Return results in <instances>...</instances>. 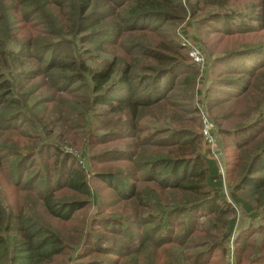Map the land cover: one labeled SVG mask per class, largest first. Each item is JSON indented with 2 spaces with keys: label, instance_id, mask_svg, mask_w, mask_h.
Listing matches in <instances>:
<instances>
[{
  "label": "trees",
  "instance_id": "16d2710c",
  "mask_svg": "<svg viewBox=\"0 0 264 264\" xmlns=\"http://www.w3.org/2000/svg\"><path fill=\"white\" fill-rule=\"evenodd\" d=\"M1 174L0 264H264V0H0Z\"/></svg>",
  "mask_w": 264,
  "mask_h": 264
},
{
  "label": "rangeland",
  "instance_id": "374dc122",
  "mask_svg": "<svg viewBox=\"0 0 264 264\" xmlns=\"http://www.w3.org/2000/svg\"><path fill=\"white\" fill-rule=\"evenodd\" d=\"M178 29H181V30H184L185 31V33H182V35L180 34L178 36V39L186 47V51L188 50V45L187 44L191 43V44H196L200 48V50H201V52L203 54V49L201 48V46L199 45V43L196 40L197 35H196V32L194 31V29H192L191 27L187 26L185 24L184 20L178 23ZM203 58H204V54H203ZM252 60L257 61L256 58L255 59H252ZM207 63H209V62L204 58V64H203L202 68L199 69V70H202V72H203L205 70V68H207V66H208ZM218 66H219L218 68H220L221 65H218ZM215 70H217V68H215ZM212 72H214V70L209 73L210 76L211 75H214V74H212ZM196 88L198 89V92H197L198 94L196 95V98H195V100H196V106L201 107V109L205 111V108H204V105H203V100L201 99V93H200L201 86H200V84H197L196 85ZM208 118L211 119L210 116ZM91 121L92 122H95V119L91 118ZM211 125H212V122H211ZM69 132L70 133L67 136V138H63L64 139L63 142L62 141H57V143H58V145H60V148L61 149L66 150L67 152L71 153L77 159L78 162H81V160H80V150L78 149V147L76 145H73L70 142L72 140H75L74 138H77V135H79V134L77 132L73 131V130H70ZM211 133L213 134L214 143H215L216 142V138H218V137H216V134L214 133V126L213 125L211 127ZM204 147L207 148V149H209L205 145H204ZM214 149L216 151H218L216 153L217 154V157L215 156V158L218 159V165H219V167H221V159L218 157V155H219L220 152H219V149H218V147H217L216 144L214 146ZM27 161H26V163H27ZM41 161H43V160L41 159ZM38 163L40 164L39 161H38ZM31 164L33 165L31 167V169L37 167L36 163H32L31 162ZM84 166L86 167L85 168V173H86V177L85 178H86V181H87L88 186L90 187V189H91V191L93 193V196H92L90 205H89L88 209L85 210V212H86V214L88 216V215H90V214L93 213V211L95 209V206H96V203H97L96 188H97V184H99V181L93 178V172H92V170L89 167H87L86 165H84ZM0 176H1V181H0V187H1V189H3V191L5 192V195L7 196V199L8 200H14L15 198H13V192H12V188H11L12 186H11V184L8 181H5L4 180L2 174Z\"/></svg>",
  "mask_w": 264,
  "mask_h": 264
},
{
  "label": "built area",
  "instance_id": "2783aa9c",
  "mask_svg": "<svg viewBox=\"0 0 264 264\" xmlns=\"http://www.w3.org/2000/svg\"><path fill=\"white\" fill-rule=\"evenodd\" d=\"M193 43V42H192ZM188 50L187 55L188 57L198 66V69H201L204 64L203 54L200 48L196 44H187ZM199 112V132L202 138V142L206 147L209 148L210 152L213 156H216V150L214 149V137L211 133V121L208 118L207 113L201 109V107L197 106ZM228 247L226 251L225 258L228 259V264H232V248H231V241L228 242Z\"/></svg>",
  "mask_w": 264,
  "mask_h": 264
},
{
  "label": "crops",
  "instance_id": "0c3cea01",
  "mask_svg": "<svg viewBox=\"0 0 264 264\" xmlns=\"http://www.w3.org/2000/svg\"><path fill=\"white\" fill-rule=\"evenodd\" d=\"M194 39V38H193ZM225 264H228V259L227 258H225Z\"/></svg>",
  "mask_w": 264,
  "mask_h": 264
},
{
  "label": "water",
  "instance_id": "95a60500",
  "mask_svg": "<svg viewBox=\"0 0 264 264\" xmlns=\"http://www.w3.org/2000/svg\"><path fill=\"white\" fill-rule=\"evenodd\" d=\"M218 151H216V153H217ZM220 163V162H219Z\"/></svg>",
  "mask_w": 264,
  "mask_h": 264
}]
</instances>
